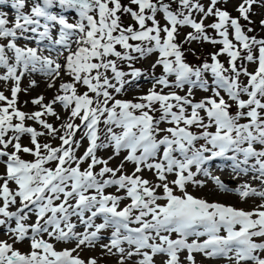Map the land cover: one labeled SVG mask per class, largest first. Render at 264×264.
<instances>
[{"label": "snow or ice", "instance_id": "obj_1", "mask_svg": "<svg viewBox=\"0 0 264 264\" xmlns=\"http://www.w3.org/2000/svg\"><path fill=\"white\" fill-rule=\"evenodd\" d=\"M199 257L264 264V0H0V264Z\"/></svg>", "mask_w": 264, "mask_h": 264}, {"label": "rangeland", "instance_id": "obj_2", "mask_svg": "<svg viewBox=\"0 0 264 264\" xmlns=\"http://www.w3.org/2000/svg\"><path fill=\"white\" fill-rule=\"evenodd\" d=\"M24 83L26 85L27 81L25 80ZM141 84H142V87H145V88L148 86V85L144 84L143 81L141 82ZM42 90H43L42 87H41V89H37V91H42ZM34 94L35 93H33V95ZM51 94H52L51 92L46 93V95H48V96H51ZM27 98L28 97H26V96H23V95L21 96V100H24ZM217 165H218V163H216V162L213 163V165H212L213 175H219L223 181H225L230 186L235 187L237 182L233 181L232 174H231L230 170L224 169L223 171H220V169L217 167ZM201 178H203V177H201ZM213 189H214V185H213L212 181L208 180L206 187L199 189V188H192L190 186L188 190L198 197L207 198L209 201H221V202H224L227 204H235L236 206L243 207V208H249L251 206V201H249L246 204H241L238 202V200L235 196L222 194L218 191H214ZM198 259L202 260L203 264H226V262L223 260L207 261V260H203L202 257H199Z\"/></svg>", "mask_w": 264, "mask_h": 264}]
</instances>
